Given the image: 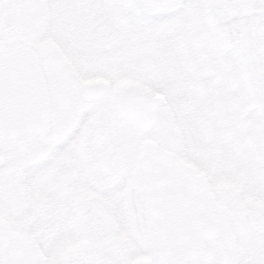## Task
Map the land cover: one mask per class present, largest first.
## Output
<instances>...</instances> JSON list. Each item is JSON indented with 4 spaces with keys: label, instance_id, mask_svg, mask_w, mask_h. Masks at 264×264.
<instances>
[{
    "label": "snow or ice",
    "instance_id": "1",
    "mask_svg": "<svg viewBox=\"0 0 264 264\" xmlns=\"http://www.w3.org/2000/svg\"><path fill=\"white\" fill-rule=\"evenodd\" d=\"M27 4L37 15L22 44H13L0 29V264H130L127 249L106 252L96 245L100 224L92 226L83 247L67 250L66 238L73 230L69 216L57 208H42L38 199L45 189L54 194L90 121L106 127L114 116L128 121L125 129H110L99 145L110 174L93 178L94 187L116 230L126 229L129 219H136L139 231L150 237L159 253L157 264H163L164 249L145 205L139 197L125 195L138 181L143 164L170 165L197 198L218 197L215 185L222 178L241 181L243 191L250 189L264 198V43L258 31L243 38L239 28L242 11L264 9V0H27ZM97 15L104 17L117 38L161 45L176 35L180 25L194 19L221 25L222 34H208L203 55L230 73V94L238 110L227 132L242 141L254 139L255 165L244 166L230 145L218 150L219 142L189 131L205 102L191 95L185 81L166 72H133L86 57L82 25ZM48 42L56 48L48 47ZM245 51L247 77L242 72ZM25 59L31 66L27 75L21 71ZM97 78L107 84H88ZM65 95L80 101L74 121L62 126L58 105ZM101 97L111 103V112L95 105ZM40 138H46L47 145L33 150L32 142ZM188 160H197L200 169H185ZM76 163L85 178L80 162ZM10 185L17 196L15 213L9 211ZM230 195L238 199L240 193ZM227 264H264V239Z\"/></svg>",
    "mask_w": 264,
    "mask_h": 264
},
{
    "label": "rangeland",
    "instance_id": "2",
    "mask_svg": "<svg viewBox=\"0 0 264 264\" xmlns=\"http://www.w3.org/2000/svg\"><path fill=\"white\" fill-rule=\"evenodd\" d=\"M239 28L241 36L247 38L250 33L259 32L261 42L264 43V19L260 9L247 8L241 13ZM85 34L82 47L86 57L100 63L118 64L133 72L153 70L175 75L185 81L191 95L202 99V115L189 131L197 137H206L211 143H218V150H223L225 144L238 151L241 162L246 167H252L256 163L257 147L254 139L241 140L239 137H229L227 128L238 110V105L230 94L231 76L226 68H221L211 63L203 55L209 33L220 35L224 29L219 24L201 23L192 20L180 25L175 31L176 35L165 45L158 42L130 41L126 36L115 37L105 22L102 15H97L90 22L82 25ZM63 57V53L61 54ZM65 62L70 63L66 57ZM242 72L247 77L246 51L242 60ZM88 83L107 84L102 78L90 80ZM122 83H127L123 81ZM106 111H112L111 103L104 99L97 102ZM119 122L118 120H114ZM124 126L121 127V129ZM166 135L168 131L162 129ZM183 167L189 171L199 170L197 160L185 161ZM175 171V170H174ZM100 173V170L97 171ZM172 172V170H171ZM177 173H170L169 191L164 194L150 196L149 202L142 200L147 212H154L155 219H161L163 212L169 220L170 232V258L171 264H221L219 258L220 249L212 246L208 237L199 239L198 235L190 233L188 225L193 218H198L204 224L206 212H264V198L259 197L252 190L243 191V182L229 178H222L216 182V189L220 195L214 200L197 198L184 186L180 177L173 179ZM88 196L74 195L73 212H81L86 206V214H110L104 198L95 190L94 183L88 185ZM232 193H240L238 199H234ZM164 195V196H163ZM14 198V196H13ZM40 201V200H39ZM164 203V204H163ZM41 207L49 209V203L44 199L40 201ZM154 204V206H151ZM221 206L220 211L215 210V205ZM11 209V210H10ZM9 211L15 213L16 201L9 203ZM185 212V220L184 218ZM79 214V213H78ZM198 214V216H197ZM188 215V216H187ZM89 216V217H90ZM113 226L112 219H107ZM186 228L181 234L182 223ZM110 226V231L104 232L103 237L97 241L106 242L100 249L110 252L118 241L116 229ZM185 234V241L178 242ZM181 235V236H179ZM220 236L218 235L217 238ZM258 236L252 233L253 242ZM194 241V242H193ZM192 242V243H191ZM252 242L248 240V244ZM183 243V244H182ZM194 243V244H193ZM117 246V245H116ZM187 252V253H186ZM157 255V252L155 253ZM130 264H135L130 261ZM143 264V263H139ZM150 264V263H148Z\"/></svg>",
    "mask_w": 264,
    "mask_h": 264
},
{
    "label": "flooded vegetation",
    "instance_id": "3",
    "mask_svg": "<svg viewBox=\"0 0 264 264\" xmlns=\"http://www.w3.org/2000/svg\"><path fill=\"white\" fill-rule=\"evenodd\" d=\"M260 13L264 19V9H260ZM36 15V11L28 6L27 0H0V29L15 45L22 44L26 39ZM48 47L56 48V45L48 42ZM21 71L26 75L30 74L31 66L27 59H25ZM79 101L80 97L78 96L65 95L63 97L58 105L59 122L62 126L66 123L71 124L74 121V110ZM94 103H97V101H94ZM115 119L119 122H115ZM122 126H124L122 129L127 128L125 122L116 116L113 117L108 127L98 121L95 123L90 121L82 132L79 151L75 158L69 159L63 180L55 187L54 194L47 189L38 193L40 201L44 199V202L47 201L49 203V210L57 208L61 213L69 216L73 224V230L66 238L65 247L67 250L83 247L92 234V226L96 224L102 225L95 232L96 245L101 248L106 243L97 241V239L99 237L101 239L104 232L110 231L112 224L110 225L107 219L111 218V215L91 214L90 216V214H86V206H83V210L78 212L79 214L73 212L74 195L78 194L80 197L88 196V185L94 183L93 178H104L110 174V169L103 164L105 153L100 149L99 145L109 135L110 129H121ZM65 130H70V128ZM47 143L46 138H40L32 142L31 148L38 151L44 148ZM94 145L96 146V151H93ZM77 161L80 162L85 178H81L77 171ZM98 170H100V173L97 172ZM170 173L177 172L166 163L156 161L143 164L140 168L138 181L128 187L125 195L129 199L139 197L141 200L149 202L153 191L156 194H164L169 191L170 187L167 184L170 183ZM179 176L178 174L173 179ZM178 180H180V177ZM16 199L15 188L10 185L9 203L16 201ZM151 206H154V204H151ZM164 213L162 218L158 220L155 219L154 212H147V218L151 222L152 229L158 234L164 249L163 264H171L169 250L171 226ZM183 215L185 220V212ZM131 219L132 223L128 224L126 229L115 231L118 238V241L114 243L117 245L115 247L127 249L132 263L157 264V260L160 258L159 253L153 246L150 237L139 231V225L135 218ZM195 219L198 218H193V221L188 225L190 233H193V236L198 235L199 239L207 236L213 247L215 245L219 247L222 255L224 254L223 252L231 248L232 253L228 254L230 259H232V254H236V252L242 255L254 243L252 233L258 236L256 241L264 239V212H206L203 227L201 222ZM181 227V234H183V231L185 233L186 230L184 222ZM218 235L220 239L217 238ZM182 237L178 242L184 243L185 234ZM249 239L252 242L248 244ZM156 252L157 255L155 254Z\"/></svg>",
    "mask_w": 264,
    "mask_h": 264
},
{
    "label": "water",
    "instance_id": "4",
    "mask_svg": "<svg viewBox=\"0 0 264 264\" xmlns=\"http://www.w3.org/2000/svg\"><path fill=\"white\" fill-rule=\"evenodd\" d=\"M217 210L219 211V210H220V208H217Z\"/></svg>",
    "mask_w": 264,
    "mask_h": 264
}]
</instances>
